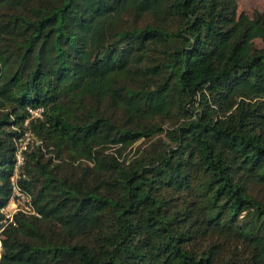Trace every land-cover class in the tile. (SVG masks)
Here are the masks:
<instances>
[{
    "label": "trees",
    "instance_id": "trees-1",
    "mask_svg": "<svg viewBox=\"0 0 264 264\" xmlns=\"http://www.w3.org/2000/svg\"><path fill=\"white\" fill-rule=\"evenodd\" d=\"M0 264H264V12L0 0Z\"/></svg>",
    "mask_w": 264,
    "mask_h": 264
},
{
    "label": "built area",
    "instance_id": "built-area-1",
    "mask_svg": "<svg viewBox=\"0 0 264 264\" xmlns=\"http://www.w3.org/2000/svg\"><path fill=\"white\" fill-rule=\"evenodd\" d=\"M31 114L34 117H40L41 111H30ZM32 142V137L30 135H26L25 139L22 140L21 147L17 153V160H18V166L21 167L24 163V156L23 153L27 150V147ZM14 195L12 197L11 202L9 203V206L12 204V206L15 208L13 212H7L5 209H3L1 212L5 216V223H12L14 220V215L18 212H23L28 215H36V212L34 211L32 207V198L19 189L18 186H15L14 188Z\"/></svg>",
    "mask_w": 264,
    "mask_h": 264
},
{
    "label": "rangeland",
    "instance_id": "rangeland-1",
    "mask_svg": "<svg viewBox=\"0 0 264 264\" xmlns=\"http://www.w3.org/2000/svg\"><path fill=\"white\" fill-rule=\"evenodd\" d=\"M239 12H245L249 16H253L256 12H264V0H239ZM5 210L10 213L15 208L11 204Z\"/></svg>",
    "mask_w": 264,
    "mask_h": 264
}]
</instances>
